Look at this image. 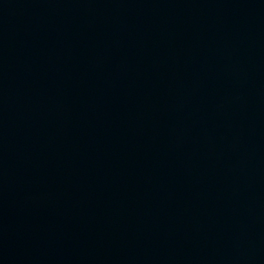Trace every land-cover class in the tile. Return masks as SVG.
I'll use <instances>...</instances> for the list:
<instances>
[{"label": "water", "instance_id": "1", "mask_svg": "<svg viewBox=\"0 0 264 264\" xmlns=\"http://www.w3.org/2000/svg\"><path fill=\"white\" fill-rule=\"evenodd\" d=\"M0 264H264V0H0Z\"/></svg>", "mask_w": 264, "mask_h": 264}]
</instances>
